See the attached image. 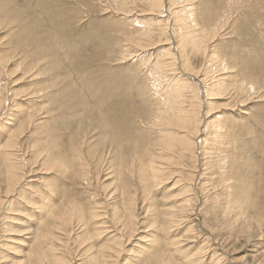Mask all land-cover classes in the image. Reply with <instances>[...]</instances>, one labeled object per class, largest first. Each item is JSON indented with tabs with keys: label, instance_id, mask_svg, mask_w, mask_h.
Here are the masks:
<instances>
[{
	"label": "rangeland",
	"instance_id": "obj_1",
	"mask_svg": "<svg viewBox=\"0 0 264 264\" xmlns=\"http://www.w3.org/2000/svg\"><path fill=\"white\" fill-rule=\"evenodd\" d=\"M165 3L158 16L147 0H0V159L14 137L24 163L10 157L24 178L0 208V264H55L61 256L92 264L101 247L121 253L113 264H264V0ZM181 34L190 35L183 46ZM219 77L226 96L213 98ZM172 89L200 134L196 155L179 158L171 176L164 170L157 187L144 180L145 165L159 139L154 109L167 107ZM113 107L123 114L118 135L102 119ZM101 150L109 152L97 162ZM81 158L95 176L89 181ZM6 179L0 164L3 186ZM134 195L131 238L111 216L116 197L126 213ZM182 199L190 212L170 223L162 212ZM69 214L87 222V242L76 226L57 231V216Z\"/></svg>",
	"mask_w": 264,
	"mask_h": 264
},
{
	"label": "bare ground",
	"instance_id": "obj_2",
	"mask_svg": "<svg viewBox=\"0 0 264 264\" xmlns=\"http://www.w3.org/2000/svg\"><path fill=\"white\" fill-rule=\"evenodd\" d=\"M126 1V0H125ZM144 1V0H143ZM130 2V1H129ZM124 3H126V2H124ZM134 3V2H133ZM147 3H148V5H149V9H150V11L151 12H153V13H157V15L158 16H160V15H162L163 13V10L165 9V0H147ZM135 4V3H134ZM124 5H126V4H124ZM183 8V7H182ZM181 8V9H182ZM150 14V13H149ZM179 15V14H178ZM159 18H163V17H159ZM188 18V17H187ZM182 21V20H181ZM163 21H159V26L161 27H164V28H161L163 31H161L162 32V35L163 36H167V31H166V29L167 28H165V26L166 25H163L164 23H162ZM176 22H177V20H176ZM179 23H180V21H178ZM184 23V22H183ZM182 23V24H183ZM194 23V22H193ZM157 24V23H156ZM178 24V23H177ZM185 24V23H184ZM158 25H156V26H158ZM179 25V24H178ZM183 26V25H182ZM171 27V26H170ZM186 27V26H185ZM176 28V27H175ZM186 28H188V27H186ZM160 29V30H161ZM196 29V28H195ZM158 30V29H157ZM213 31V30H212ZM179 32V31H178ZM181 32H179V34H180ZM184 33V32H183ZM187 33V32H186ZM143 34H145V33H143ZM178 34V33H177ZM141 36V35H140ZM147 36H149V34L147 35ZM180 36V45L181 46H183L186 42H189V40H187L186 38H183V37H186V36H188L187 34H181V35H179ZM190 36V35H189ZM188 36V37H189ZM152 38V37H151ZM193 38V37H192ZM192 38H191V40H192ZM194 39V38H193ZM195 41H196V39H195ZM137 42V41H136ZM204 42V41H203ZM197 43V42H196ZM205 43V42H204ZM194 45H196V44H194ZM132 46V45H131ZM205 46V45H204ZM130 47V46H129ZM133 47V46H132ZM196 47H198V49L199 48H201L202 47V45L201 44H198ZM207 47H210V46H207ZM206 47V48H207ZM134 49L136 48V47H133ZM208 49V48H207ZM202 50H204V47H203V49ZM209 50V49H208ZM138 52V51H137ZM136 52V53H137ZM211 52V51H210ZM208 55V54H207ZM215 56V55H214ZM206 57V56H205ZM160 63V62H159ZM163 66V65H162ZM167 66L168 67H174V59H169L168 60V64H167ZM160 67V66H159ZM165 67V66H164ZM162 69V68H161ZM226 69V68H225ZM208 70V69H207ZM210 72V71H209ZM166 73V72H165ZM218 73V72H217ZM227 73V72H226ZM206 76V75H205ZM207 77V76H206ZM221 77V76H220ZM220 77L218 78V79H220ZM225 78V77H224ZM205 80H206V78H204ZM204 80V81H205ZM223 80L222 79H220V80H216V81H214V82H216V83H214V86H213V88H214V90H212V93H210L209 95H211L212 97L213 96H215L216 97V95H218L219 96V98H220V94L222 93V94H224L223 96H226L225 95V93L224 92H222L221 90H220V88H221V82H222ZM177 82V81H176ZM176 84V83H175ZM177 84H179L178 82H177ZM176 84V85H177ZM168 87H169V85H168ZM177 87V86H176ZM218 87H220V88H218ZM178 88V87H177ZM242 89V88H241ZM110 92V91H109ZM112 92V91H111ZM226 92V91H225ZM71 93V92H70ZM162 93V92H161ZM197 93V92H196ZM195 93V94H196ZM229 93V92H228ZM228 93H226V94H228ZM105 94H106V92H105ZM109 94V93H108ZM110 95V94H109ZM233 95V94H232ZM105 96V95H104ZM211 96H209V97H211ZM217 96V97H218ZM229 96V95H228ZM222 97V96H221ZM163 98V97H162ZM166 98V97H165ZM198 98V97H197ZM214 98V97H213ZM161 99V98H160ZM168 104H167V107L165 108V109H162V108H160L159 106V108H157V111L154 109V111H155V131H156V133H158L159 134V139L157 140V142L156 143H153L152 142V145L151 146H149V147H151V150H155V152H153V154L150 156V158L148 159V161H146L147 162V165H145L146 166V169H147V171L145 172V174H144V176H145V179L144 180H146V181H148L149 179H150V182L152 183L151 185H156L157 187H159V186H161V184L162 183H164L165 182V180L164 179H167L166 178V176H171V175H173V173L172 172H170L172 169H171V167H173L176 163V161L179 159V158H183V156H185L186 154H192L193 155V157H194V155H196V141H195V139H196V136L197 135H199L200 133V128H199V124L197 123V121H196V118H195V114H194V112L193 111H189V110H187L186 108H185V106H184V96L183 95H181L176 89H172L171 90V92H170V94H169V96H168ZM210 99H212V98H209V100ZM216 99H218V98H216ZM194 100V99H193ZM214 100V99H213ZM197 101V100H196ZM100 102V101H99ZM166 103V102H165ZM200 103V102H199ZM1 104H2V101H1V99H0V108H1ZM166 105V104H165ZM156 107V106H155ZM198 107L199 106H197V109H198ZM95 108V107H94ZM197 109L195 108V112L197 111ZM108 110H109V108H108ZM153 111V112H154ZM107 112V111H106ZM111 113V117L110 116H106V118L104 117V118H102V119H104V120H106L107 121V126H109L110 128H113V129H116V135H118V134H120L121 133V128L118 126V124H117V122H116V120H118V116H120V117H122L123 116V114L116 108V107H113L112 109H111V111H110ZM169 113H170V115H169ZM197 113V112H196ZM106 114V113H105ZM198 114V113H197ZM30 116V115H29ZM164 116V117H163ZM1 118V117H0ZM127 118V117H126ZM125 119V118H124ZM198 122H199V120H198ZM93 125V124H92ZM208 125V124H207ZM100 130V129H99ZM102 132V131H101ZM100 132V133H101ZM14 135H16V134H14ZM13 135V136H14ZM17 136V135H16ZM21 135H19L18 137H20ZM14 137H12V139L8 142V144L6 145V148L5 149H10V153L11 154H8V153H5V154H3L2 155V157H1V159H0V164H2L3 166L5 165V167H6V169H7V181L9 182V183H7V185H5V186H3V184H2V182H1V180H0V208H1V206L3 205V198H6V197H8L10 194H12V192H14V190L16 189V187L19 185V184H21V182H22V180H23V178H24V172H22L23 170L21 169V168H19V167H17L13 162H12V160L10 159V157L11 156H15V160L16 161H18V163L20 164V163H22V162H20V160H18V159H16V155L15 154H13V152H14V150H17L18 151V149H19V151H20V148H22V147H20L21 145L18 143V140H16V142L14 141V139H13ZM115 138V137H114ZM197 140V139H196ZM105 141V140H104ZM120 141V140H119ZM156 141V140H155ZM125 142V141H124ZM100 143H101V141H100ZM105 143V142H104ZM101 144H103V143H101ZM120 144H122V143H120ZM119 144V145H120ZM148 144V143H147ZM146 146V145H145ZM144 146V147H145ZM113 148V147H112ZM144 149V148H143ZM22 150V149H21ZM149 150V149H148ZM102 151V150H101ZM107 152H109V150H103L98 156H95V159H96V161L98 162V161H100L101 159H102V157H104V158H106L105 156H107ZM111 152V151H110ZM208 152V151H207ZM206 152V153H207ZM94 153V152H93ZM150 153V152H149ZM97 154V153H96ZM208 154V153H207ZM144 155V154H143ZM18 157V156H17ZM93 157V156H92ZM110 157V156H109ZM146 157V156H145ZM192 157V156H191ZM192 157V158H193ZM57 158H55L53 161H54V163H57L58 162V160L55 162V160H56ZM82 160H81V162H82V165L81 166H83L82 168H83V176L85 177V179L86 180H88V179H90L91 177L90 176H94V174H92V171H91V169H87L88 167H87V162L83 159V158H81ZM112 159V158H111ZM144 159V158H143ZM103 160V159H102ZM106 160V159H105ZM46 161H48V160H46ZM104 162V161H103ZM61 163H62V165H64L65 163H64V160H62L61 161ZM100 163H102V162H100ZM22 164H24V163H22ZM98 164V163H97ZM96 164V165H97ZM108 164H109V162H108ZM55 165H57V164H55ZM99 165V164H98ZM177 165V164H176ZM99 166H101V165H99ZM98 166V167H99ZM102 166H104V165H102ZM101 166V167H102ZM107 166V165H106ZM97 167V168H98ZM54 168H55V166H54ZM104 168H106V167H104ZM95 169V168H94ZM145 169V168H144ZM167 171V173L168 172H170V173H168L166 176H164L165 175V171ZM94 171V170H93ZM97 171V170H96ZM98 171H99V169H98ZM102 171H104L105 172V169H103ZM82 172V171H81ZM80 172V173H81ZM106 172H107V175H109V178H107L108 180L110 179V175L112 174V172H111V170L109 169V168H107V170H106ZM117 172V171H116ZM95 173V172H94ZM102 173V172H101ZM96 174V173H95ZM97 174H98V172H97ZM101 174H100V171H99V174H98V177L100 176ZM103 175V174H102ZM104 176V175H103ZM119 176V175H118ZM95 177V176H94ZM94 177H93V179H94ZM98 177H96L97 178V182H98ZM105 177V176H104ZM113 178H114V176H112ZM120 177V176H119ZM174 176H172V178H173ZM191 180V179H190ZM89 181V180H88ZM91 181V180H90ZM112 182V181H111ZM89 183V182H88ZM101 184V182H99V185ZM114 185V184H113ZM113 185H104L105 186V189L107 190L109 187H112ZM150 185V184H149ZM103 186V185H102ZM102 186H100V188L102 187ZM148 186V185H147ZM149 187V186H148ZM152 188V187H151ZM154 188V187H153ZM156 188V187H155ZM190 188V187H189ZM103 188H101V190H102ZM113 189V188H112ZM95 190V189H94ZM100 190V189H99ZM115 190V189H114ZM118 190V189H117ZM116 190V191H117ZM120 190V189H119ZM118 190V191H119ZM189 190V189H188ZM191 190V189H190ZM96 191V190H95ZM110 191V188H109V190H108V192ZM112 191V190H111ZM104 192H105V190H104ZM95 193H97V192H95ZM101 193V192H100ZM185 193H187V190L186 191H184V193L183 194H185ZM15 194V193H14ZM105 194V193H104ZM112 194V193H111ZM111 194H109V195H111ZM117 194V193H116ZM116 194H114V196L113 195H111V197L113 196V197H115V195ZM122 193H120V195H121ZM108 194H106V195H104V197L105 196H107ZM133 195V194H132ZM136 195V194H135ZM134 195V197L133 198H131V200H129L128 199V201L130 202V204H128L127 203V205H125V206H123V207H125L124 209L126 210V213H128L129 215H128V218H126V213H123V212H121L120 211V208H119V205H118V198L116 197L115 199H114V202L116 203L115 204V206H114V208H113V210H114V213L112 214V216L111 217H113V222H114V224L116 225V226H119L120 227V225L122 226L121 228H123L124 227V229H123V231L125 232V233H127L128 232V234H129V237H133V235L135 234V232H137V229H136V222H135V217H137V215L135 214V212H137V206H136V203L137 202H135L136 201V196ZM17 196V195H16ZM98 196V195H97ZM34 197V196H33ZM103 196H102V198H104ZM109 197V196H108ZM130 197V196H129ZM188 197V196H187ZM43 198H45V197H43ZM169 198V197H168ZM8 199V198H7ZM46 199V198H45ZM51 199V198H50ZM98 199V198H97ZM100 199V198H99ZM105 199H108V198H106L105 197ZM104 199V200H105ZM112 199V198H111ZM116 200V201H115ZM127 200V199H126ZM101 201V200H100ZM103 201V200H102ZM128 201H125V203L126 202H128ZM97 202V201H96ZM103 202H105V201H103ZM188 202H189V199H182V202L179 204V203H177V202H174V203H171V201H170V206L169 205H167V207H166V209H164V212H162L163 213V215L165 214L166 215V217H168V220H169V222L170 223H172V222H176L179 218V220L182 222L183 220H181V219H184V218H181L182 216H186V213H188V212H190V211H187L188 210V206H190V205H188ZM99 203V202H98ZM132 204H134V205H132ZM143 204V203H142ZM173 204V205H172ZM47 205V204H46ZM53 205V204H52ZM95 205V204H94ZM102 205V204H101ZM118 205V206H117ZM44 206V205H43ZM141 206H144V205H141ZM141 206H140V208H141ZM40 207H42V206H40ZM49 207H51V206H49ZM93 207V206H92ZM95 207V206H94ZM99 208H100V205L98 206ZM44 208V207H43ZM52 208V207H51ZM97 208V207H96ZM104 208V207H103ZM139 208V209H140ZM49 209V208H48ZM107 209V208H106ZM124 209H123V211H124ZM27 210V209H26ZM41 210V209H40ZM43 210V209H42ZM50 210V209H49ZM49 210L47 211V212H49ZM92 210V209H91ZM93 210H94V208H93ZM97 210H98V208H97ZM142 210V209H141ZM146 210V209H145ZM190 210H191V208H190ZM194 210V209H193ZM52 210H50V212H51ZM95 212V211H94ZM98 212V211H97ZM95 213L94 214V216H93V218L94 219H96V218H98L99 217V215H98V213ZM53 213V212H52ZM92 213V212H91ZM103 213H104V210H103ZM123 213V214H122ZM150 213V212H149ZM143 214V213H142ZM192 214H194V212L192 213ZM53 215V214H52ZM146 215V214H145ZM188 215V214H187ZM190 215V214H189ZM117 216L118 217H120V220H119V218H117ZM101 217V216H100ZM145 217V216H144ZM190 216H188V218H189ZM57 226H55L56 228H57V231H62L63 233H67L68 232V230L69 231H71L72 232V227H73V229L75 230V226L78 228V229H80L81 231L80 232H82V237H85L86 239H85V241L84 242H87V239H88V237H89V231H88V224H87V222H84V221H82V222H80V221H78L77 220V222H78V224H75V220H74V218H73V216L72 215H70L69 214V216L68 215H65L64 217H62V216H57ZM138 218V217H137ZM196 218V217H195ZM80 219V218H79ZM104 219V218H103ZM121 219H123V220H121ZM165 219V218H164ZM91 220V219H90ZM102 220V219H101ZM100 220V221H101ZM107 221V220H106ZM55 222V221H54ZM95 222V221H94ZM99 222V221H98ZM110 222V221H109ZM163 222H165V221H163ZM169 222H167V223H169ZM186 222V221H185ZM90 223V222H89ZM92 223V222H91ZM103 223V222H102ZM105 223V222H104ZM113 224V225H114ZM124 224V225H123ZM179 224H181V223H179ZM179 224L178 225H175L176 227L177 226H179ZM192 224V223H191ZM56 225V224H55ZM115 225L113 226V227H115ZM165 225H167V224H165ZM173 225V224H172ZM91 226V225H90ZM140 226V225H139ZM174 226V230H175V227ZM108 227V226H107ZM107 227H105V228H107ZM170 227H172V226H170ZM170 227H169V229H170ZM111 228V227H110ZM198 228V227H197ZM92 229V228H91ZM114 229V228H113ZM172 229V228H171ZM191 229L192 228H190L188 231H191ZM50 230V229H49ZM97 230L99 231V233H102V230H104V229H99V228H97ZM97 230H96V232H97ZM121 230V229H120ZM40 232V231H39ZM43 232V231H42ZM47 232V231H46ZM79 232V233H80ZM113 232H115V230L113 231ZM122 232V231H121ZM174 232V231H173ZM78 233V234H79ZM116 233H118V232H116ZM170 233V232H169ZM40 234V233H39ZM45 234V233H44ZM64 234V235H65ZM70 234V233H69ZM90 234H92V233H90ZM47 235V234H46ZM52 235V234H51ZM56 235V234H55ZM61 235V234H60ZM63 235V234H62ZM80 235V234H79ZM95 235V234H94ZM103 235V234H102ZM122 235H123V232H122ZM43 236V235H42ZM49 236H50V234H49ZM80 236V237H81ZM91 236V235H90ZM96 236V235H95ZM175 236H177V234L175 235ZM57 237V236H56ZM55 237V238H56ZM60 237V236H59ZM102 237V236H101ZM155 237V236H154ZM38 238V237H37ZM44 238V237H43ZM41 239L42 241L43 240H45V239ZM100 238V237H99ZM115 238V237H114ZM29 240V239H28ZM35 240H36V238H35ZM40 240V241H41ZM48 240H51V239H48ZM52 240H54L53 238H52ZM66 240H67V238H66ZM156 240V239H155ZM175 240V239H174ZM57 240H55V242H56ZM178 241V240H177ZM58 242H60V241H58ZM110 242H112V241H110ZM153 242H154V240H153ZM173 242V241H172ZM175 242V241H174ZM61 243V242H60ZM152 243V242H151ZM170 243V242H169ZM53 244V243H52ZM59 244V243H58ZM174 244V243H173ZM176 245L178 244L177 242L175 243ZM63 245V244H62ZM68 246V244H65V245H63V246ZM149 245V244H148ZM175 245V246H176ZM39 246H41V244L39 245ZM44 246V245H43ZM49 247H50V245H48ZM67 246L65 247L66 249H67ZM53 247V246H52ZM145 247L146 248H148L147 247V245H145ZM154 247V246H153ZM171 247V246H170ZM44 248V247H43ZM45 248H47V247H45ZM56 248V247H55ZM54 248V249H55ZM93 248L94 247H90V248H88L89 250H93ZM48 249V248H47ZM46 249V250H47ZM61 249H62V247H61ZM49 250V249H48ZM51 250V249H50ZM58 250V249H57ZM56 250V251H57ZM200 250V249H199ZM52 251V250H51ZM53 251H55V250H53ZM61 252H63V251H61ZM122 252V251H121ZM120 252L118 251V250H116V249H112V248H110V247H108V249H107V247H101V248H99V249H97L96 251H94V253L90 256V260H91V263L92 264H113L112 262H111V260L115 257L114 255L115 254H117V256H118V254H119ZM35 254V253H34ZM58 254H60V252L58 253ZM63 254V253H62ZM121 254V253H120ZM51 255V254H50ZM53 256H55V255H53ZM57 256H59L60 257V255H57ZM116 256V257H117ZM36 257V256H35ZM62 257V256H61ZM60 257V258H61ZM56 258V260L57 261H61L60 260V258H58L57 259V257H55ZM63 258H64V256H63ZM194 258H195V256H194ZM53 259V258H52ZM66 259V258H65ZM64 259V260H65ZM156 259V258H155ZM152 260V259H151ZM197 261H198V259H196ZM31 261V260H30ZM55 261V260H54ZM53 261V262H54ZM57 261L55 262V264L57 263ZM153 261V260H152ZM67 262H68V260L67 261H61V262H59V263H57V264H67ZM72 262V261H71ZM199 262H200V260H199ZM32 263V262H31ZM198 263V262H197ZM196 263V264H197ZM37 264V263H36ZM40 264H45L44 263V261H42L41 260V263ZM54 264V263H53ZM199 264H201V263H199Z\"/></svg>",
	"mask_w": 264,
	"mask_h": 264
}]
</instances>
